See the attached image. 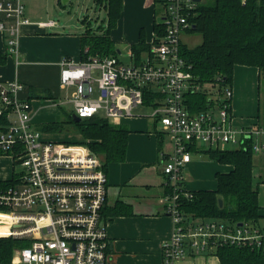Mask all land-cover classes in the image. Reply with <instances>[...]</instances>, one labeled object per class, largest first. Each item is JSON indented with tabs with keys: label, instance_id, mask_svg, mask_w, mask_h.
Masks as SVG:
<instances>
[{
	"label": "built area",
	"instance_id": "1",
	"mask_svg": "<svg viewBox=\"0 0 264 264\" xmlns=\"http://www.w3.org/2000/svg\"><path fill=\"white\" fill-rule=\"evenodd\" d=\"M202 1L164 0V35L139 60L129 51L128 63L99 55L61 63L60 83L74 89L71 102L79 118L104 113L116 123L132 118L148 99L149 117L169 136L174 150L163 161V171L166 213L173 231L163 244V264L216 254L224 246H264V228L259 225L197 220L182 210L184 200L193 199L185 170L195 148L228 150L226 146L231 145L264 155V123L235 124L231 87L216 85L207 91L206 109L189 108V94L199 92L201 86L182 56V40L190 33L192 17ZM25 12L26 0H0V31L7 34L12 53L17 52L22 27L31 24ZM24 90L17 79L0 82V100L14 118L0 130V154L17 152L24 167L16 184L0 187V211L8 217L6 236L31 241L8 264H109L110 240L103 217L108 177L103 163L85 145L46 139L33 125L31 102L20 98Z\"/></svg>",
	"mask_w": 264,
	"mask_h": 264
},
{
	"label": "crops",
	"instance_id": "2",
	"mask_svg": "<svg viewBox=\"0 0 264 264\" xmlns=\"http://www.w3.org/2000/svg\"><path fill=\"white\" fill-rule=\"evenodd\" d=\"M62 1L26 0L25 15L31 24L22 27L16 53L9 50L7 34L0 31V82L17 79L25 86L20 98L31 102L33 125L37 122L36 127L51 123L43 121L38 124L44 110V104L39 100L58 103L61 91L66 89L60 83L63 60L83 61V40L89 35L88 31L91 30L100 36L109 23L107 9L97 5L96 0H92L94 7L83 8L85 12L78 18V23L70 16L71 11L67 7L70 0H66L65 4ZM155 3L156 0H123L122 12L109 35L118 48L120 60L123 53L121 44L127 47L128 53L132 51V45L139 43L142 34L147 43L152 44L154 41L156 36L154 27L157 23ZM101 12L105 15L103 19L99 15ZM49 22L55 24L49 26L47 25ZM147 52H142L136 59L139 60ZM238 67L244 66H236ZM250 71H254L260 77L258 69L251 68L246 73L250 75ZM232 89L235 124L243 127L264 123V115L250 111V100L243 96L242 91L239 90L236 97L234 81ZM144 106L150 107L149 102L140 107ZM140 107L136 108L134 113L140 112L137 111ZM3 114H6L5 121H1ZM13 122V116L8 115L0 100V130ZM110 123L125 126L130 133L126 160L111 163L105 169L108 177V196L103 217L110 240L109 264H163V244L173 231V222L166 213L167 187L163 161L172 154L173 144L169 136L168 140L163 136V129L159 131L158 123L148 116L138 113L132 118ZM198 150L200 151L192 153V160L186 168V173L198 174V171H204L216 176L218 172L230 171V166L204 160V156L199 160H193V156L199 154L209 157L203 152L207 150L206 148L201 147ZM16 163L17 152L0 154V182L18 177ZM253 177L254 186L259 192L262 216L259 226L264 228L263 154H253ZM194 183L195 181L187 179L186 174V187L189 190H207L194 187ZM5 215L0 211V237H8L5 235L8 230L6 221L8 217ZM176 264H220V261L216 254H208L189 256Z\"/></svg>",
	"mask_w": 264,
	"mask_h": 264
},
{
	"label": "trees",
	"instance_id": "3",
	"mask_svg": "<svg viewBox=\"0 0 264 264\" xmlns=\"http://www.w3.org/2000/svg\"><path fill=\"white\" fill-rule=\"evenodd\" d=\"M96 3L107 9L109 23L100 36L88 31L89 35L83 40V60L95 55L118 57V48L109 35L122 12L123 0H96ZM191 21L190 33L201 34L202 43L194 48L183 43L181 53L191 67L194 80L201 86L199 92L189 94L187 99L189 108L199 112L208 107V90L216 85L232 88L236 66L256 68L260 75L264 72V0H203ZM154 28V42H157L165 28L158 22ZM151 45L142 34L139 43L132 45V52L138 59L142 52L150 51ZM4 115L1 121L6 120ZM72 123L82 139L71 144L87 146L100 157L104 169L111 163L126 160L130 133L127 127L111 124L100 114L80 122L72 119ZM39 128L46 133L62 130L58 122L42 124ZM194 151L200 150L195 148ZM203 152L211 160L231 169L216 174L215 190H191L193 199L184 200L182 204L185 215L197 220L218 219L233 224L259 225L262 216L259 192L254 186L251 150ZM16 180L17 177L0 182V187L12 186ZM30 244L28 239L0 237V263L15 261L19 251ZM216 255L220 264H264V246L255 249L224 246L216 251Z\"/></svg>",
	"mask_w": 264,
	"mask_h": 264
},
{
	"label": "rangeland",
	"instance_id": "4",
	"mask_svg": "<svg viewBox=\"0 0 264 264\" xmlns=\"http://www.w3.org/2000/svg\"><path fill=\"white\" fill-rule=\"evenodd\" d=\"M63 4H65V0L62 1ZM164 0H156L155 3V15L156 20L158 23H162L163 21V13H164ZM94 7V3H92V0H70V2L67 4V7L69 8V11H71V17L74 19L75 23H78V18L82 16V14L85 12L83 8H90ZM94 9V8H93ZM79 15V16H78ZM101 16V19L105 17L104 12H101L99 14ZM183 43L188 46L189 48H194L202 43V35L199 33H191V34H185L183 36ZM121 49L123 53L121 54L120 58L123 62L128 63L129 59L127 57V47L123 46L121 44ZM75 62H80V59H74ZM251 68L247 67H238L236 68V73L234 77V89H235V95L237 97V94L240 91H242V94L245 98L250 100V111L252 113L255 112V114L260 113L262 116L264 115V72L261 73L260 77L255 73L254 71H250V75L246 73L247 70H250ZM255 70V69H253ZM256 71V70H255ZM74 89L71 87H68L66 89H63L61 91V96L59 97L60 101L58 103L46 101L45 99L39 100V102L43 103L44 110L42 111L43 116L40 119V122H58L61 124L62 130H56L54 133H46L43 132L39 126L36 127L37 130H39L43 136L48 139L52 140L58 143H66L70 145H83V144H71V143H79L82 139L81 134L76 131L74 128V124L72 123L73 115H74V105L71 102L72 99V93ZM94 96L97 97L98 93L95 92ZM235 102V98H234ZM243 103V102H242ZM248 104V103H247ZM242 106V104H241ZM239 110V109H238ZM138 112L140 115H145L149 117L150 112L152 111L149 106L140 107ZM138 113H134L135 115H138ZM101 117L105 118L104 113L100 114ZM74 120V119H73ZM159 131H162V125L158 124ZM163 136L167 138L168 135L163 133ZM226 149L228 150H235L237 149L236 146H226ZM204 156V160H211L209 157H205L204 154L194 155L193 160H199L200 157ZM213 161V160H212ZM15 169L18 175H21L22 172H24V167L20 162L15 164ZM186 171V170H185ZM224 172V171H223ZM187 179L189 181H195L194 187L197 188H203L207 190H212L214 187H216V181H215V175H210L207 172L204 171H198V174L195 173H186ZM262 224V223H261ZM208 255V254H203Z\"/></svg>",
	"mask_w": 264,
	"mask_h": 264
},
{
	"label": "water",
	"instance_id": "5",
	"mask_svg": "<svg viewBox=\"0 0 264 264\" xmlns=\"http://www.w3.org/2000/svg\"><path fill=\"white\" fill-rule=\"evenodd\" d=\"M66 1V0H65ZM196 2H200V0H195ZM73 119H74V121H76V122H80L82 119L81 118H79L77 115H73ZM219 204H220V206H222L223 205V200L222 199H220L219 200ZM239 226H242L243 225V223H240V224H238Z\"/></svg>",
	"mask_w": 264,
	"mask_h": 264
}]
</instances>
